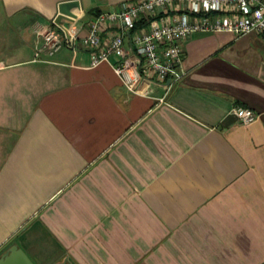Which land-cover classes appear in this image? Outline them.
Here are the masks:
<instances>
[{"label":"crops","instance_id":"crops-1","mask_svg":"<svg viewBox=\"0 0 264 264\" xmlns=\"http://www.w3.org/2000/svg\"><path fill=\"white\" fill-rule=\"evenodd\" d=\"M62 1L0 0V256L264 264V33H193L187 75L135 93L114 56H36L49 28L84 36L90 10L133 0H80L57 25ZM236 104L257 118L241 123Z\"/></svg>","mask_w":264,"mask_h":264},{"label":"built area","instance_id":"built-area-1","mask_svg":"<svg viewBox=\"0 0 264 264\" xmlns=\"http://www.w3.org/2000/svg\"><path fill=\"white\" fill-rule=\"evenodd\" d=\"M143 19L146 24H141ZM110 25L113 31H107ZM197 32L264 33V0L125 1L118 11L91 20L87 35L79 36L73 27L49 28L36 56L64 46L90 51L93 66L114 56L115 72L124 84L142 93L145 83L156 79L173 83L187 75L181 43ZM231 112L243 124L257 118L253 109L239 104Z\"/></svg>","mask_w":264,"mask_h":264},{"label":"water","instance_id":"water-1","mask_svg":"<svg viewBox=\"0 0 264 264\" xmlns=\"http://www.w3.org/2000/svg\"><path fill=\"white\" fill-rule=\"evenodd\" d=\"M76 8H82L80 0L62 1L58 6V13L54 19V22L57 25H61L63 20L73 21L75 18H77V14L74 11ZM0 264H34V262L24 250L18 247V245H13L0 256ZM61 264L67 263L64 261Z\"/></svg>","mask_w":264,"mask_h":264},{"label":"trees","instance_id":"trees-1","mask_svg":"<svg viewBox=\"0 0 264 264\" xmlns=\"http://www.w3.org/2000/svg\"><path fill=\"white\" fill-rule=\"evenodd\" d=\"M101 13V10L100 9H92V10H90L87 14L89 15V16H92V15H99ZM138 26H139V24H138Z\"/></svg>","mask_w":264,"mask_h":264}]
</instances>
